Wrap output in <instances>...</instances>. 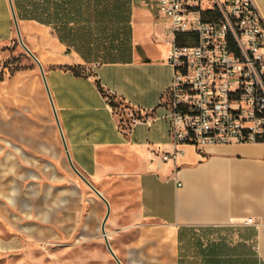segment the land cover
Segmentation results:
<instances>
[{
  "label": "crops",
  "instance_id": "1",
  "mask_svg": "<svg viewBox=\"0 0 264 264\" xmlns=\"http://www.w3.org/2000/svg\"><path fill=\"white\" fill-rule=\"evenodd\" d=\"M124 1L119 19L107 17V38L94 26L107 0H12L47 84L36 61L0 78V167L38 186L44 206L79 190L73 164L108 200L106 230L123 264H264V142L173 143L161 106L173 77L169 19L157 0ZM127 26L125 59L84 56L121 43ZM16 39L11 1L0 0V44ZM115 102L131 110L120 114Z\"/></svg>",
  "mask_w": 264,
  "mask_h": 264
},
{
  "label": "built area",
  "instance_id": "2",
  "mask_svg": "<svg viewBox=\"0 0 264 264\" xmlns=\"http://www.w3.org/2000/svg\"><path fill=\"white\" fill-rule=\"evenodd\" d=\"M157 3L169 19L167 61L173 77L161 106L173 143L202 150L264 142V16L256 1ZM179 153L176 149L161 159H176Z\"/></svg>",
  "mask_w": 264,
  "mask_h": 264
},
{
  "label": "rangeland",
  "instance_id": "3",
  "mask_svg": "<svg viewBox=\"0 0 264 264\" xmlns=\"http://www.w3.org/2000/svg\"><path fill=\"white\" fill-rule=\"evenodd\" d=\"M31 63L36 64L18 39L0 44V78ZM115 106L123 115L131 110L123 102ZM6 170L0 167V264H118L101 230L105 202L82 179L79 187L70 186L79 190L64 192V201L48 196L40 206L38 186L10 181ZM57 202L63 203L59 210ZM77 204L79 213L74 211ZM51 207L50 220L44 221L43 212Z\"/></svg>",
  "mask_w": 264,
  "mask_h": 264
},
{
  "label": "trees",
  "instance_id": "4",
  "mask_svg": "<svg viewBox=\"0 0 264 264\" xmlns=\"http://www.w3.org/2000/svg\"><path fill=\"white\" fill-rule=\"evenodd\" d=\"M96 1H100V0H96ZM109 1L108 3H104L102 5V7H99L98 10H96L95 12V27L96 29L105 34L104 33L108 28H109V24L110 22H113V18H117L119 19V10L121 7L123 9V5L125 3L124 0H107ZM128 3L130 2V0L127 1ZM130 12V7L128 6V13ZM112 16L113 15V18L111 20H107V17L109 16ZM115 15V17H114ZM38 18V17H37ZM122 18H123V10H122ZM217 17H215V19H217ZM109 21V22H108ZM118 31V29H117ZM115 33V32H114ZM113 33V35H114ZM123 33H125L126 37L123 38L121 40V43H115L113 42L114 40L110 41L109 45H110V48H108V51L104 52V53H95V54H84V56L87 58V59H91V58H95V59H101V60H117V59H125V57L128 55L127 54V46H129V35H130V30H129V26H127V29L125 31H123ZM107 38H109L107 35L105 36ZM113 39V37H112ZM106 41V39H105ZM120 44V47H122V49H118V52H110V51H113V50H116L115 48V45H119ZM114 104V103H113Z\"/></svg>",
  "mask_w": 264,
  "mask_h": 264
},
{
  "label": "water",
  "instance_id": "5",
  "mask_svg": "<svg viewBox=\"0 0 264 264\" xmlns=\"http://www.w3.org/2000/svg\"><path fill=\"white\" fill-rule=\"evenodd\" d=\"M11 1V6H12V9H13V14H14V18H15V24H16V29H17V34H18V38H19V41L21 43V45L23 46V48L28 52V54L37 62V64L39 65L40 67V70H41V73L43 74V77L44 79L46 78L45 77V73H44V70H43V67L39 61V59L36 57V55L29 49V47L25 44V42L23 41V37H22V34H21V30H20V27H19V24H18V20H17V16H16V13H15V10H14V7H13V4H12V0ZM45 82H46V79H45ZM47 84V82H46ZM73 168L77 171V173L81 176V178L91 187V189L101 198L105 201L106 205H107V211H106V214L104 216V219L102 221V224H101V230H102V233H103V236H104V239L106 241V244L108 246V249L110 251V253L112 254V256L114 257V259L117 261L118 264H123L121 262V260L119 259V257L117 256V254L115 253V251L113 250V248L111 247V244H110V241H109V238H108V235H107V232H106V221L109 217V214H110V204L108 202V200L105 198V196L90 182L88 181L84 175H82V173H80L76 167L72 164Z\"/></svg>",
  "mask_w": 264,
  "mask_h": 264
}]
</instances>
